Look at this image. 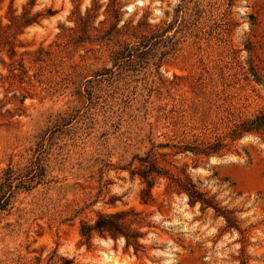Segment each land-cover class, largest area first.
Listing matches in <instances>:
<instances>
[{
	"label": "rangeland",
	"instance_id": "374dc122",
	"mask_svg": "<svg viewBox=\"0 0 264 264\" xmlns=\"http://www.w3.org/2000/svg\"><path fill=\"white\" fill-rule=\"evenodd\" d=\"M136 1L0 0V181L44 168L0 210V264H264V134L207 158L157 146L264 109V0ZM136 154L184 169L237 228L164 177L143 203ZM129 209L142 252L79 231Z\"/></svg>",
	"mask_w": 264,
	"mask_h": 264
},
{
	"label": "trees",
	"instance_id": "16d2710c",
	"mask_svg": "<svg viewBox=\"0 0 264 264\" xmlns=\"http://www.w3.org/2000/svg\"><path fill=\"white\" fill-rule=\"evenodd\" d=\"M2 32L3 27L0 26V35ZM8 44L10 45L8 49L9 57H12L15 54L14 47L11 42H8ZM245 134H264V109L249 117L239 118L231 126H228L223 134H216L212 138H197L189 144L160 143L157 146L170 147L174 153L190 152L197 158H207L211 155H220L224 151H230L234 142ZM133 158L138 160L139 167L130 168L128 171L130 176L137 175L144 183L139 193V198L143 203H148L153 199L150 192L153 185L151 178L164 177L168 181V189L174 190L176 193L186 194L188 201L191 204L198 202L201 209L212 208L217 215H221L225 219L228 227L237 228L231 211L219 206L213 196H208L206 192L200 190L184 169L173 172L161 166L157 158H153L149 154L145 156L136 154ZM119 168L124 169V167ZM24 176L27 178L22 179ZM43 177L44 168L39 162L32 163L24 175L17 174L16 169L9 164L3 170L0 181V210H4L8 206L15 187L29 190L39 183ZM15 180H17L16 183ZM143 226L149 227L150 225L144 222V218L140 213L129 209L113 213L97 212L91 220L81 219L79 231L86 239H89L93 233L103 238L109 237L114 241L121 237L124 239L125 246H131L136 254L142 252L145 248L141 239L145 237L148 231H140L139 229ZM65 263L70 264V261L66 260Z\"/></svg>",
	"mask_w": 264,
	"mask_h": 264
},
{
	"label": "water",
	"instance_id": "95a60500",
	"mask_svg": "<svg viewBox=\"0 0 264 264\" xmlns=\"http://www.w3.org/2000/svg\"><path fill=\"white\" fill-rule=\"evenodd\" d=\"M245 140V138L243 139V141ZM209 165H210V161L207 163V166H205V167H201V168H199V170L200 171H208V169H209Z\"/></svg>",
	"mask_w": 264,
	"mask_h": 264
},
{
	"label": "bare ground",
	"instance_id": "6f19581e",
	"mask_svg": "<svg viewBox=\"0 0 264 264\" xmlns=\"http://www.w3.org/2000/svg\"><path fill=\"white\" fill-rule=\"evenodd\" d=\"M145 1H146V0H137L135 4L143 5V4H145ZM131 8H133V7H129V9H131ZM129 9H128V10H129ZM158 11H160V9H158Z\"/></svg>",
	"mask_w": 264,
	"mask_h": 264
}]
</instances>
